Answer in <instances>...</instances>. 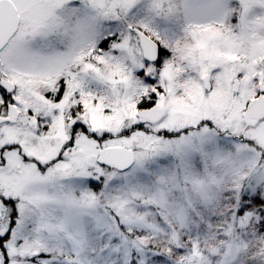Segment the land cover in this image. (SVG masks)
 <instances>
[{
	"label": "snow or ice",
	"instance_id": "obj_1",
	"mask_svg": "<svg viewBox=\"0 0 264 264\" xmlns=\"http://www.w3.org/2000/svg\"><path fill=\"white\" fill-rule=\"evenodd\" d=\"M0 264H264V0H0Z\"/></svg>",
	"mask_w": 264,
	"mask_h": 264
}]
</instances>
